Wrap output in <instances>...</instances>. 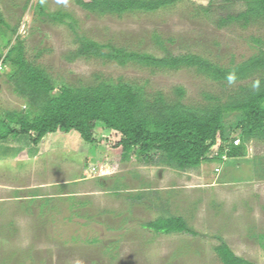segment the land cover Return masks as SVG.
Here are the masks:
<instances>
[{
  "label": "rangeland",
  "instance_id": "1",
  "mask_svg": "<svg viewBox=\"0 0 264 264\" xmlns=\"http://www.w3.org/2000/svg\"><path fill=\"white\" fill-rule=\"evenodd\" d=\"M64 10L78 30L156 56L191 52L221 65L248 57L264 39V23L218 28L219 0H180L154 12L96 16L73 0H0V12L23 39L28 59L42 65L58 85L92 83L97 76L145 83L171 97L181 86L186 104L205 103L202 93L224 97L238 83L221 84L192 68L150 69L130 63L70 55L73 33L64 24L38 14ZM212 5L211 13L202 7ZM239 11L242 2L224 4ZM160 37L159 47L153 35ZM14 43L0 26L2 56ZM37 52L40 54L37 56ZM0 70V117L22 110L23 99ZM231 120V119H230ZM0 264H222L213 248L218 236L253 264H264V138L245 142L246 155L204 162L185 171L164 163L123 158L119 135L103 126L94 141L76 132L46 134L32 147L13 139L0 125ZM212 146L208 157L215 155ZM220 169L216 172L217 169ZM140 195L138 199L135 196ZM158 215L182 216L196 235L159 234L142 227ZM96 240V241H95Z\"/></svg>",
  "mask_w": 264,
  "mask_h": 264
},
{
  "label": "trees",
  "instance_id": "2",
  "mask_svg": "<svg viewBox=\"0 0 264 264\" xmlns=\"http://www.w3.org/2000/svg\"><path fill=\"white\" fill-rule=\"evenodd\" d=\"M80 8L96 16L122 15L130 12H154L180 0H73ZM219 13L214 19L218 28L236 25L246 28L255 22L264 23V0H219ZM242 2L239 11L227 12L224 4ZM212 5L202 7L212 12ZM38 14L64 24L74 35L73 56L99 58L118 65L130 63L150 69L192 68L198 74L221 84L243 82L229 89L224 97L202 93L203 104H186L181 86L172 90L171 97L161 91L146 89L145 83L97 76L92 83L56 84L44 66L27 58L23 39L16 35L17 25L11 26L0 12V26L10 31L14 43L0 53L2 69L13 91L24 101L22 110L3 112L0 125L13 139L34 147L46 135L74 131L85 142H93V131L103 126L119 135L116 145L123 158L144 164L164 163L178 170L194 169L204 162H218L245 157L250 139L264 138V39L251 37L257 46L248 57L221 65L199 54L185 52L154 54L128 49L110 42L101 43L78 30L74 17L64 11H46L37 4ZM159 47V35H153ZM40 53L37 52V56ZM1 69V70H2ZM231 119V120H230ZM9 134V135H10ZM6 137L0 135V140ZM236 141V142H235ZM212 146L215 155L208 157ZM220 169L218 168L216 172ZM140 199L138 194L135 196ZM159 234L184 233L196 235L179 215H158L141 224ZM213 250L222 264H253L236 255L217 237ZM262 241L264 235H260ZM96 241V240H95Z\"/></svg>",
  "mask_w": 264,
  "mask_h": 264
},
{
  "label": "built area",
  "instance_id": "3",
  "mask_svg": "<svg viewBox=\"0 0 264 264\" xmlns=\"http://www.w3.org/2000/svg\"><path fill=\"white\" fill-rule=\"evenodd\" d=\"M2 69L1 63H0V70ZM236 142V141H235Z\"/></svg>",
  "mask_w": 264,
  "mask_h": 264
}]
</instances>
